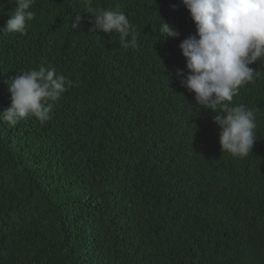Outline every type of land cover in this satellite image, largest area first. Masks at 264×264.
Wrapping results in <instances>:
<instances>
[{
  "label": "trees",
  "instance_id": "16d2710c",
  "mask_svg": "<svg viewBox=\"0 0 264 264\" xmlns=\"http://www.w3.org/2000/svg\"><path fill=\"white\" fill-rule=\"evenodd\" d=\"M15 7L0 0V27ZM91 9L126 14L136 46L93 31L83 0H35L25 34H0V113L19 73L75 82L46 123L0 120V264H264V62L230 105L256 116L252 151L233 157L177 75L196 34L182 0ZM163 20L180 36L163 38Z\"/></svg>",
  "mask_w": 264,
  "mask_h": 264
},
{
  "label": "clouds",
  "instance_id": "9594fccd",
  "mask_svg": "<svg viewBox=\"0 0 264 264\" xmlns=\"http://www.w3.org/2000/svg\"><path fill=\"white\" fill-rule=\"evenodd\" d=\"M35 0H15L16 7L0 34H25L27 22L34 19ZM94 14L93 31L118 34L123 48L136 46L133 25L123 12L91 9L92 0H83ZM196 25V34L184 39L179 47L186 58L187 73L178 71L181 84L194 92L196 104L211 109L220 128L222 152L244 158L256 142V116L243 104L230 106L240 87L253 82L259 73L250 65L264 62V0H182ZM175 7V5L173 6ZM82 15L76 14L73 29L80 27ZM163 38L180 36L163 20L159 29ZM131 35V41L128 37ZM11 105L0 113V120L15 126L20 120L35 117L41 124L50 118L61 96L74 81L57 74L54 67L40 66L11 79Z\"/></svg>",
  "mask_w": 264,
  "mask_h": 264
}]
</instances>
